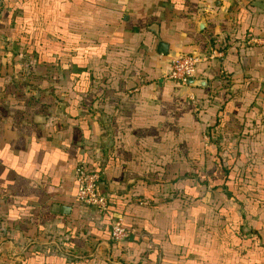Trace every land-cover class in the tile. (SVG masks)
Wrapping results in <instances>:
<instances>
[{
    "label": "crops",
    "instance_id": "crops-1",
    "mask_svg": "<svg viewBox=\"0 0 264 264\" xmlns=\"http://www.w3.org/2000/svg\"><path fill=\"white\" fill-rule=\"evenodd\" d=\"M1 43L0 264H192L205 223L175 189L200 173L227 185L209 195L211 264H264V0H0ZM194 53L192 100L164 78ZM82 165L104 213L77 200Z\"/></svg>",
    "mask_w": 264,
    "mask_h": 264
},
{
    "label": "rangeland",
    "instance_id": "rangeland-1",
    "mask_svg": "<svg viewBox=\"0 0 264 264\" xmlns=\"http://www.w3.org/2000/svg\"><path fill=\"white\" fill-rule=\"evenodd\" d=\"M4 46L5 45L3 43H1L0 44V50H2ZM9 61H11V63H12L11 66L14 65V67H16V71H15L13 78L17 80L20 78V75L23 72L24 62H23V60L14 58L12 56H9ZM181 87H183V89L180 88L181 95H183L184 97H187V98L191 97L190 93H188L187 95L185 93H182L183 90H185V87H187V86H181ZM200 110L201 109H198V104H197L195 106L197 119H198V114L200 113ZM204 133L205 134H203L202 140H203V144L205 146V149H208L210 146H212V138H210L211 137L210 130H206ZM211 133H212V130H211ZM224 159H226V158L222 159L223 166H222V168L220 167V170H222V171H224L226 169V166H224V164L225 165L228 164L227 161H225ZM198 171H200V168L198 169ZM207 172L210 173V171H207ZM199 176H200L199 177L200 180L192 181L194 184V192L196 193L195 196L198 197V211L197 210H195V211H196V214L198 213V219L202 218V221L205 223V226L204 227L201 226L200 225L201 221L198 220V244L191 243V263L192 264H211V262H212L211 256H214V254L224 255L226 248L225 247H219V249H217L215 247V243L211 242V239H212V237L210 235L211 229L207 228V226H206V225H208V226L211 225L212 221H215V220H213L214 217H213V219L211 217V213H212V209H213L212 208L213 203L211 204L212 200L209 199V195L211 196L213 193H218V190L213 188V185L211 184V182L210 183L204 182L203 177H205V174L200 173ZM217 180H219V179H217ZM218 183H220V181ZM103 186H105L104 181H103L102 187ZM185 186H188V184L177 185V187L175 189L177 197L179 195H181V193H183L182 187H185ZM187 190H188V192H191L189 187H187ZM218 197H221V195ZM169 199L174 200L173 196L168 195L166 193H162L161 189H159V191L157 193V198H155V201L158 202V205H164V204L170 202V201L165 202ZM220 200L226 201V199L223 197H221ZM180 201H183L184 204H186V206L188 205V203L184 199L183 200L181 199ZM145 202L146 201H143V203H145ZM184 208H185V206H184ZM216 210L218 213V220L217 221L223 222V224H225V221H226V204L223 203L221 206H217ZM240 212L241 211H237V213H239V215H241ZM112 222H113V220L111 221V225H112ZM111 225H110V231H111ZM195 229H196V227L194 228V230ZM128 233H129L128 238L126 240H124L123 242L119 243L118 245H120V244L123 245V244L128 243V240H129L130 234H131V231L129 230V228H128ZM251 236L252 235L249 236L247 234V235H245V238L250 237V239H251V238H253ZM191 241L193 242L194 239H191ZM202 242L207 244V245H205V246L202 245Z\"/></svg>",
    "mask_w": 264,
    "mask_h": 264
},
{
    "label": "built area",
    "instance_id": "built-area-1",
    "mask_svg": "<svg viewBox=\"0 0 264 264\" xmlns=\"http://www.w3.org/2000/svg\"><path fill=\"white\" fill-rule=\"evenodd\" d=\"M204 59V56L195 53L183 55L174 61L170 72L164 79L169 83L187 86L190 80L195 79L197 66ZM191 99L193 100L194 98L191 97ZM102 178V174L99 171L89 169L86 165H82L76 173L78 202L83 206L95 209L99 213H104L108 209V197L100 194L99 191L103 185ZM128 236V228L125 226L123 219H113L111 225L112 241L119 244L126 240Z\"/></svg>",
    "mask_w": 264,
    "mask_h": 264
},
{
    "label": "trees",
    "instance_id": "trees-1",
    "mask_svg": "<svg viewBox=\"0 0 264 264\" xmlns=\"http://www.w3.org/2000/svg\"><path fill=\"white\" fill-rule=\"evenodd\" d=\"M179 85H180V84H179ZM181 86H183V85H181ZM102 177H103V176H102ZM102 181H103V178H102ZM217 186H224L225 189L227 188L226 183H218V182H217V184L214 185L213 188L216 189ZM187 187L190 188V191H191V192H188ZM179 190H180V189H179ZM182 190H183L182 192H183L184 196L189 195V194H187V193L194 194L195 192H194V184H193V182L190 183V184H188V186L182 187ZM189 196H190V195H189ZM108 198H109V197H108ZM195 198H197V197H195ZM142 201H143V199H142ZM144 201H145V200H144ZM154 201H155V200H154ZM192 201H193V200H191V202H192ZM152 203H153V202H152ZM152 203H151V204H152ZM153 204H154V203H153ZM195 210H197V209L195 208Z\"/></svg>",
    "mask_w": 264,
    "mask_h": 264
},
{
    "label": "water",
    "instance_id": "water-1",
    "mask_svg": "<svg viewBox=\"0 0 264 264\" xmlns=\"http://www.w3.org/2000/svg\"><path fill=\"white\" fill-rule=\"evenodd\" d=\"M188 85H198V83L193 79L188 82Z\"/></svg>",
    "mask_w": 264,
    "mask_h": 264
}]
</instances>
